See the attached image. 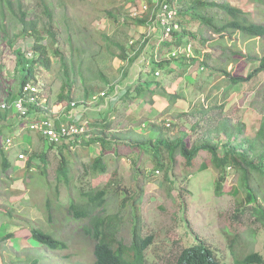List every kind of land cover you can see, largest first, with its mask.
<instances>
[{
  "label": "rangeland",
  "instance_id": "1",
  "mask_svg": "<svg viewBox=\"0 0 264 264\" xmlns=\"http://www.w3.org/2000/svg\"><path fill=\"white\" fill-rule=\"evenodd\" d=\"M38 1L23 0V4L32 5L33 11L29 12V16L37 13L41 17V27L44 30L51 27L54 32L53 36L45 33L46 38L42 40V44H48L49 67L41 59V52L33 47L34 36L24 31L17 0H13L12 11L0 2V7L6 14L4 26L0 27V126L6 123L15 127L12 130L5 129L0 137V144L4 145L7 137L14 136L13 143L6 152L14 161V166L7 171V175L0 169V238L9 229L16 233L15 237L0 242V264H33V259L39 260L38 264H94L95 241L84 232V227L91 225L90 219L74 217L69 211V204L73 200H80V188L86 183L91 185L85 187L105 186L115 171L123 186L122 193L117 196L109 194L105 203L106 214L109 215V220H113L123 198L130 196V201L123 207V223L118 235L123 244L129 247L132 241V207L129 204L137 193L133 191V187L138 173L136 166L140 165L141 170L143 168L146 172L143 179L145 192L140 200L144 221L142 234L154 232L156 235L147 251V264H168L172 244L178 240L186 245L204 240L215 246L220 256L229 260V245L236 233L241 236L235 245L238 256L254 251L264 252V224L259 223L260 218L256 213H251L252 205L246 197V191L238 185L240 175L228 170L222 188L216 192L219 174L211 164L208 152L199 154L193 165L194 171L187 170L182 158H178L173 169L169 166L156 170L155 164L149 161L152 155L148 153L140 154L142 161L137 164L139 150L133 148V155L118 159L111 165L108 173L94 175L90 168V158L91 154H99V145L92 146L94 151L89 149V154H84L80 146L79 149L75 146L64 153L56 149L50 150L49 165L44 174L37 167L41 164V159L36 157L34 169L28 173L25 168L27 155L25 159H17L18 154L25 152L24 147L27 146L36 154L47 152L49 148L37 131L30 129L28 123L22 124L15 106L16 98H13L20 92L18 47L27 56L30 52L33 54L28 59L29 62L36 61L35 80L39 85L41 104L34 106L46 111L48 116L59 123H65L68 122L63 117L67 112V105L58 99L64 80L67 78L75 90L72 95L74 105L71 104L70 111L77 116L80 113L76 111V104L81 100L78 92H82L90 84H103L104 76L100 74V70L105 72L109 85L117 83L126 69L130 70V78L137 77L141 72L140 64L145 52L131 65H127L128 61L121 56H132L141 48L142 41L147 40V53L157 55L159 61L170 60V64L168 69L161 70L160 76L155 74L156 79L151 72L146 77L145 80L149 82H160L155 90L146 89L138 98L130 96L126 102L117 103L118 114L113 117L114 123L105 134L120 137L126 143L119 146V150L130 153L132 147L127 145V141H130L128 137L136 138L152 128L167 138L179 137L183 133L192 134V144H203L206 140L225 141L228 139L226 133L219 131L223 120H227L229 124H244L243 132L237 138L233 136V140H239L255 136L262 122L264 73L249 82L231 86L232 83L222 72L246 75L253 70L258 62L250 61L248 55H264V38H253L229 29L221 32L206 26L200 29L199 21H194L188 25L190 32L194 34L191 39L193 49L187 55V64L181 68L176 64V58H170L168 48L160 51L159 45L157 46L158 34L150 32L151 27H136L123 19L130 14L134 3L127 4L124 3L125 0H116L117 3L115 0H47L53 11L51 20L42 11V6L37 5ZM214 1H225L243 8L246 5L250 11L249 19L264 24V2ZM139 3L141 0L135 1L137 6ZM106 10L120 13L118 20L109 18ZM216 14L225 17L221 10ZM221 25V22H216V27ZM201 61L205 63L200 64ZM109 85L102 90L109 92ZM116 94V91L110 92L109 96L105 94L104 100L100 95L87 107L79 109L87 110V117L92 118L96 116L94 113L97 110L106 109L109 103L117 102ZM173 97L177 99L175 105L171 103ZM3 103L7 107L2 109ZM85 131L87 136L95 131L100 132L94 129ZM68 151L69 155L66 154ZM63 155L69 158V180L65 181L62 177L58 181L60 178L57 168ZM1 160L0 156V163ZM138 177L142 180L143 176ZM233 184L237 191L232 190ZM251 184L257 186L254 177ZM125 187L130 190L129 194ZM239 199L244 200L249 210L240 215L238 220L236 208ZM259 205L264 209V197L260 198ZM33 227H40L66 241L68 247L54 250L40 246L30 238Z\"/></svg>",
  "mask_w": 264,
  "mask_h": 264
},
{
  "label": "trees",
  "instance_id": "2",
  "mask_svg": "<svg viewBox=\"0 0 264 264\" xmlns=\"http://www.w3.org/2000/svg\"><path fill=\"white\" fill-rule=\"evenodd\" d=\"M110 1L113 2L114 0ZM135 1L137 0H125L124 3H134V7ZM248 1L252 3L258 2V0ZM259 1L264 2V0ZM0 2L3 6H6L8 10H14L13 0H0ZM23 3V0H17V9L21 18V23L24 26V31L27 34L34 36L35 44L33 47L41 52V56L43 57L41 59H44L43 62L49 67L50 59L47 56L48 44H42V40L46 38L45 33L53 36L54 32L50 29L51 27L47 30H44V27H41V17L37 13L33 16H29V12L33 11V7L32 5ZM115 3H117L116 0ZM148 4L149 10L147 12L145 11L142 13L138 12L136 14H132L131 11L130 14H128V16H124L123 19L136 27L149 26L154 3L152 0H148ZM37 5L42 6V11L45 14H48L49 18L52 20L53 11L51 10L50 3L47 0H39ZM123 7L124 6H122L121 9H123ZM218 10L223 11L225 17L222 18L219 14L217 15L216 13H218ZM115 11L106 10V13L109 18L117 21L120 13ZM249 12L250 11L246 5L243 8L225 1L223 3H219L214 0H178L176 22L175 27L171 31V37L170 39L163 41L158 48L160 51H164V49L168 48L169 54L172 52L174 47H177L179 44H182L184 48H186L187 44L191 42L192 38H194V34L190 32L188 26L194 21H199L200 29H204V26L212 27L217 31L219 30V32L229 29L232 31L242 32L253 38H264V24L251 21L248 17ZM5 19V11L2 7H0V27L4 26ZM217 21L222 23L220 27L217 26L218 28L216 27ZM142 42L143 44L141 48L136 50L132 56H129L128 58H126L127 56L124 54L121 56L124 60L128 61L127 65H131L140 59L142 52H145L144 60L140 64L141 72L135 79L130 78V70L126 69L122 72L117 83L109 85V79L106 78L107 76L105 75V72L100 70V74L104 76L102 77L103 84H90L85 86L82 92H78V97L81 100L77 101L76 106L78 108H83L87 107L88 104H91L93 99L99 98L101 93H103L102 96L104 100L105 94L109 96L110 92L112 93V91H118L116 94L117 102L109 103L106 109L97 110L94 113L96 116L92 118L87 117V110L75 117H69L71 104L73 103L72 95H74L75 90L72 88V85L69 83L67 78L64 80L58 96L59 101L67 105V112L64 120L69 122H78L79 125L84 126L87 130L94 129L100 132L95 131L87 136V132L85 131L81 135H76L71 138H63L58 144L50 142L45 136L39 133V137L48 143L49 150L44 153L36 154L35 152H31L28 146L24 147V151L26 153H22H24L25 158L27 155V161L25 164L26 171L29 173L32 168L34 169V159L37 157L41 159V164H38L37 167L41 169L43 174L46 173V167L49 165L48 153L50 150L56 149L60 150L61 153H64L66 150H72L75 146L76 148L78 146V149L81 147L84 150V154H89V149L94 151L92 146L99 145V154H91L90 158V168L93 169V172L95 173L94 175L108 173L111 170V165L116 163L118 159L123 156L133 155L135 152L133 148L139 150V154L137 155V164L142 161V155L144 153H148L152 155V158L149 161H152L153 164H155V167H157L156 170L165 169L169 166L173 169L178 158H182L185 161L187 170L194 171L193 165L195 164L199 154L201 152H208L210 154V162L219 174L216 182V192L222 188V182L225 180L228 170H232L233 172L239 174L240 178L238 185L239 187L242 186L246 191V197L252 205L250 208L251 213H256V216L260 218L259 223L263 225L264 209L261 208L259 204L260 198L264 197V116L262 117V122L259 129L256 131L255 136H246L239 140H233V136L237 138V135L243 132L244 124H229L227 120H223L219 131L226 133L228 139L225 141L206 140L203 144H192V134L183 133L184 135L179 137L167 138L161 132H156L152 128L150 130H146L140 135H137L136 138L128 137L130 141H127V143H129L127 145L132 147L130 153H124L119 150V146L126 145L120 137H110L105 134V131L110 130L114 123L113 117L118 114L117 103L126 102L130 96L138 98L146 89L155 90V87L160 86V82L157 80H152L151 82L145 80L149 72H151L153 76L156 74L158 77L160 76L162 69H168L170 60L159 61L157 55L147 53L146 48L148 47L147 45L149 42L147 40ZM154 46L156 45L154 44ZM121 49L124 51V48ZM192 49L189 52L178 53L177 56H173L171 59L176 58V64L182 68V66L187 64V61L189 60L187 55L190 54ZM16 51L20 54V92L17 96H13V98H17L22 95L21 91L26 84L37 83L35 80L34 69L36 61L29 62L28 59L30 57L27 56V53L23 51L21 47H18ZM248 59H250V61L252 60L258 62L255 68L248 74L233 75L230 72H222L227 77V80L232 83L231 86L249 82L261 73H264V55H258L255 57L248 55ZM199 63L203 64L205 62L201 61ZM215 70H217V68H215ZM218 73L220 74V72ZM66 74H68V72H66ZM144 74H146V76H143ZM157 77L155 76L154 79ZM130 79H132V81ZM130 82H132V84ZM107 85L110 86L109 92L102 90ZM171 103L175 105L177 103V99L173 97V99H171ZM24 104L28 110V118L23 119L22 115L18 112L19 119L22 121V124L28 123L32 119L39 120L42 116L46 115V112H42L41 110L39 113H35V106L32 103L25 101ZM204 110L207 112L206 109ZM76 117L78 118L76 119ZM1 122L2 118L0 113V124ZM14 128L15 127L12 128L6 123H2V126H0V137L5 129L12 130ZM21 128L23 129L24 125H22ZM12 138H14V136ZM4 145L2 143L0 144V156L2 157L0 169H2L5 175H7V171L14 166V161L6 155L9 147L6 146V143ZM19 154L17 159H20ZM66 154L69 155V151ZM140 154L142 155L140 156ZM141 167V165L139 167L136 166L138 173L133 191H137V193L131 198V203L129 204L132 207V241L129 247L123 244L122 239H120L118 235L120 225L123 223V219L121 217L123 207L126 203H128V201H130V196H125L123 198L121 207L114 214L115 218L113 220H109V215L106 214L107 207L105 206V203L109 194L112 193L117 196L119 193H122L121 188H123V186H121L122 183L119 180V177L115 175L116 171L110 177L105 186L85 187L87 185H91L89 182L86 183L80 188V200H73L69 204V211L74 217H88L90 219L91 225L90 227H84V232L87 235H90L95 241L93 252L94 264H147V251L154 243L156 235L154 232L142 234L144 221L140 208V200L145 192V181L143 179L146 172L143 168L141 170ZM189 167H193V169H190ZM70 169L69 158L63 155L57 168L60 178L58 181H61L62 177L65 178V181L69 180L68 174L70 173ZM139 175L143 176L142 180L138 177ZM252 177H254L257 181V186L251 184ZM124 189L128 194L130 193L128 188L125 187ZM234 189L237 191L235 184L232 186V190ZM57 190L59 193V186H57ZM238 203L236 216L239 220V216L245 214L249 208L245 206L243 199H239ZM48 206L50 207V203H48ZM15 236L16 233L14 230L9 229V231H7V233L0 238V242L9 240ZM240 237V234L236 233L229 245V260L226 259V257L220 256L219 250L204 240L194 241L188 245L185 243L182 244L180 240L174 241L172 249L170 250L171 259L168 258L167 260L168 264H264V252L254 251L246 254L245 256H238V253L235 250V245L236 242H239ZM30 238L34 239V242L40 246L54 250L66 249L68 247V243L66 241L54 237L51 233L46 232L40 227H33L31 229ZM38 262L39 260L37 259L32 260L33 264H38Z\"/></svg>",
  "mask_w": 264,
  "mask_h": 264
},
{
  "label": "built area",
  "instance_id": "3",
  "mask_svg": "<svg viewBox=\"0 0 264 264\" xmlns=\"http://www.w3.org/2000/svg\"><path fill=\"white\" fill-rule=\"evenodd\" d=\"M154 3L153 7V13L151 15L150 21H149V27H151V31H155L157 35V43L160 44L163 41H166L170 39L171 37V31L175 27L176 22V12H177V3L178 0H152ZM149 10V4L148 0H141V3L137 6L135 4L134 7H132L131 11L132 14H136L138 12H147ZM193 45L192 43H188L187 47L184 48L182 44H179L177 47H174L172 52L169 54L170 58L173 56H177L178 53H184L189 52L192 49ZM28 55L31 57L33 54L31 52ZM158 73V72H157ZM38 86V87H37ZM21 96H18L15 99V106L17 111L22 115L23 119L28 118V110L25 107L24 102L28 101L32 103L33 105L38 104L40 105L41 97H40V91H39V85L38 83H28L21 91ZM103 95V93H101ZM45 100V99H43ZM74 105V102L72 103ZM2 109L7 107L6 103H3ZM39 107L34 108L35 113H39L40 110L37 109ZM42 112H46L41 109ZM80 113L79 111H77ZM76 114H73V111L71 112V116L75 117ZM60 121V120H59ZM28 125L30 129L37 131L38 133H41L43 136H45L50 142L58 144L62 141L63 138H71L76 135H81L85 132V127L82 125H79L78 122H65L61 121V123L58 122L53 117L48 116V113H46L45 116H42L39 120H30L28 122ZM13 138L12 136H9L6 139V146L9 147L12 144ZM20 159H24L25 155L24 153L19 154Z\"/></svg>",
  "mask_w": 264,
  "mask_h": 264
},
{
  "label": "clouds",
  "instance_id": "4",
  "mask_svg": "<svg viewBox=\"0 0 264 264\" xmlns=\"http://www.w3.org/2000/svg\"><path fill=\"white\" fill-rule=\"evenodd\" d=\"M147 27H149V26H147ZM150 32H152V31L150 30ZM260 38H261V37H260ZM189 43H192V42H189ZM161 44H162V42H161L160 44L157 43V46H158V45H161ZM192 45H193V43H192ZM157 46H156V47H157ZM130 83H132V82H130ZM117 92H118V91H117ZM117 92H116V93H117ZM85 109H86V108H85ZM76 111H79L80 114H81V113H83L85 110H84V109H83V110H80L79 108H77ZM65 116H66V114H65ZM69 117H73V116H71V112H70ZM168 125H170V124L168 123Z\"/></svg>",
  "mask_w": 264,
  "mask_h": 264
},
{
  "label": "crops",
  "instance_id": "5",
  "mask_svg": "<svg viewBox=\"0 0 264 264\" xmlns=\"http://www.w3.org/2000/svg\"><path fill=\"white\" fill-rule=\"evenodd\" d=\"M63 117H65V115Z\"/></svg>",
  "mask_w": 264,
  "mask_h": 264
}]
</instances>
